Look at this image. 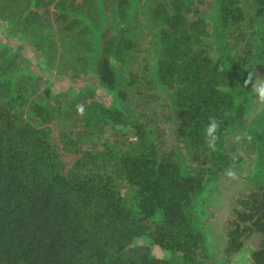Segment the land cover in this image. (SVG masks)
Instances as JSON below:
<instances>
[{
  "label": "trees",
  "instance_id": "trees-1",
  "mask_svg": "<svg viewBox=\"0 0 264 264\" xmlns=\"http://www.w3.org/2000/svg\"><path fill=\"white\" fill-rule=\"evenodd\" d=\"M60 1L43 16L47 0H0V264H204L197 204L234 167L229 139L254 127L264 160L245 84L264 81V0ZM219 239L264 264L263 181L238 191Z\"/></svg>",
  "mask_w": 264,
  "mask_h": 264
},
{
  "label": "rangeland",
  "instance_id": "rangeland-1",
  "mask_svg": "<svg viewBox=\"0 0 264 264\" xmlns=\"http://www.w3.org/2000/svg\"><path fill=\"white\" fill-rule=\"evenodd\" d=\"M49 6L42 11L43 16L51 15L53 12V3L60 0H47ZM62 6L65 7V3L72 8L76 6L77 0H64ZM62 7V8H63ZM56 16H52L51 21H56ZM148 33V31H145ZM143 47V46H142ZM145 49V47H143ZM134 60L130 59L128 67L135 68L140 70L141 61L143 56L150 57L149 53L142 51L140 54L134 55ZM151 58V57H150ZM152 59V58H151ZM154 60V59H153ZM152 60V63H153ZM32 68L35 66H31ZM59 70L54 68L53 70L49 69L46 72L42 71L45 77L49 76L51 81L58 79V83L54 84V88L58 89L59 86L69 88L71 87L69 78L60 75ZM49 72L52 76L49 75ZM48 77V78H49ZM257 81L264 82L262 78ZM66 85V86H65ZM95 86L96 79L94 76L88 78H81L75 80L74 86L85 87ZM45 86V85H44ZM68 86V87H67ZM98 93L104 98L106 102L115 100L112 95H105L103 89H99ZM157 93L160 95L161 100L160 104L165 105L170 102V96L167 95L165 88L159 86ZM256 101L258 102L259 108L256 112H259L263 106L264 102L260 101L257 96H255ZM147 107H145L146 110ZM139 110V108H137ZM253 114L255 112L254 107H252ZM166 111H169L168 109ZM254 127L251 128L244 126L241 128L240 132H235V134L229 139L230 143L234 146L232 148L237 149V153L234 156L235 163L234 167L229 170L227 173L221 174L214 179L210 180L207 184L205 190L200 195L198 199V210H199V224L202 225L204 232L207 238V249L205 251L206 258H204V264H250V252L242 251L231 259H228L223 251L219 249L223 247L222 243L220 244L219 236L224 234L225 229L229 221L231 214V206L238 197V191L245 190L246 187H250L255 181L264 182V160L262 158V151L258 149L259 140L263 137L261 135L259 138L256 137V133L253 132ZM263 129V127H259ZM261 132V131H260ZM263 133V132H262ZM262 149V148H261ZM253 242H256L253 240ZM153 251L156 255H163V251L159 247L155 246Z\"/></svg>",
  "mask_w": 264,
  "mask_h": 264
},
{
  "label": "clouds",
  "instance_id": "clouds-1",
  "mask_svg": "<svg viewBox=\"0 0 264 264\" xmlns=\"http://www.w3.org/2000/svg\"><path fill=\"white\" fill-rule=\"evenodd\" d=\"M254 73H250L248 80L245 82L246 85H252V91L256 94L257 98L264 102V82L255 81L253 83ZM84 107L83 105H77V112L79 115H84ZM218 128L219 125L215 118H210L209 123L206 125L205 132V140L207 147L210 151H215L217 147V142L219 139L218 136Z\"/></svg>",
  "mask_w": 264,
  "mask_h": 264
}]
</instances>
